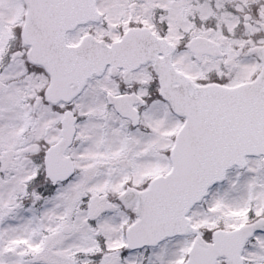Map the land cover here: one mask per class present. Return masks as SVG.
<instances>
[{
  "label": "snow or ice",
  "instance_id": "snow-or-ice-1",
  "mask_svg": "<svg viewBox=\"0 0 264 264\" xmlns=\"http://www.w3.org/2000/svg\"><path fill=\"white\" fill-rule=\"evenodd\" d=\"M0 264H264V0H0Z\"/></svg>",
  "mask_w": 264,
  "mask_h": 264
}]
</instances>
